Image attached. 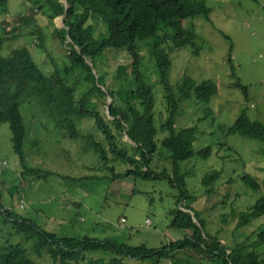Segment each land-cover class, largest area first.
Wrapping results in <instances>:
<instances>
[{
  "label": "rangeland",
  "instance_id": "rangeland-1",
  "mask_svg": "<svg viewBox=\"0 0 264 264\" xmlns=\"http://www.w3.org/2000/svg\"><path fill=\"white\" fill-rule=\"evenodd\" d=\"M204 1L211 10L210 22L207 24L200 18L190 21L198 34V53L193 55L189 48L172 51L169 54L172 61L169 81L175 85L183 76H188L198 83L212 80L216 85L217 94L209 104H199L191 98L180 105L175 130L197 124L194 152L211 146L213 153L227 159H233V155L242 158V161L230 162L220 161L212 155L208 160L194 157L181 164L182 171L189 173L183 181L187 193L194 197L191 206L200 212L206 231L230 247L252 232L264 229L263 214L231 237L236 223V219L231 217V209L236 213L243 212L264 196L263 188L257 192L246 189L238 182L236 175L246 173L259 183L264 181V149L258 141L238 135L226 137L225 134L243 109L250 120L264 125V0ZM17 14L33 17L36 25H20ZM88 23L94 27L95 35L103 33L104 29L106 32L102 21L90 20ZM54 27L62 28L63 18H55L50 23L33 0H8V14L0 15V28L5 32L7 50L27 47L33 61L45 75L61 70L67 63L58 42L53 39ZM36 29L43 32L40 33L43 35L42 44L38 41L36 32L39 31ZM3 53L0 51V55H5ZM141 55L145 56V64L152 72V64L143 45ZM229 56L234 75L227 61ZM96 63L105 80L104 90H119L120 84L115 78L117 68L126 67L127 74L130 70L131 59L126 51L104 52ZM236 80L247 87V98L234 87ZM151 83L155 90L154 117L157 128L160 123L157 114L162 119L166 116L165 99L152 73ZM108 102V98H105V107L101 102L99 109L106 112ZM206 108L210 110L207 118ZM20 113L27 129L22 158L13 150L8 125L0 124V194L4 207L57 237H88L97 241L107 239L154 249L190 234L189 231L169 226V212L175 207L178 187L169 185L163 179H113V174H120L127 167L110 163L107 167L112 166L113 171L104 169L90 150L83 151L82 141L62 137V133L38 107L23 104ZM80 130L83 134L99 135L93 123L87 120L81 122ZM160 135L163 137L164 134ZM117 143V147L130 150L127 145L129 141L124 135H117ZM230 146L236 153L227 152ZM105 148L108 150L107 146ZM29 168L34 169L33 173L30 172L32 175L24 173V169ZM150 168L154 172L164 169L168 175L171 174L163 156L154 159ZM213 169L223 172V176L214 186V192L208 194L201 185V178ZM230 177L236 178L232 185L227 183ZM79 178L90 179L77 182ZM225 194L226 204L221 205L219 201ZM21 202L23 208L19 206ZM222 216L227 217L225 223L221 222ZM191 218L200 227L194 214ZM121 219L124 223L120 222ZM6 240L7 243H21L35 264H55L45 252L39 256L33 253L32 240H26L23 234L11 231L9 225L0 223V245ZM112 257L103 252H85L79 264L97 258L108 261ZM179 257L188 258L194 264L203 262L202 256L191 250L181 252ZM122 261L124 264L153 263L126 258ZM160 264L172 262L163 260Z\"/></svg>",
  "mask_w": 264,
  "mask_h": 264
},
{
  "label": "trees",
  "instance_id": "trees-1",
  "mask_svg": "<svg viewBox=\"0 0 264 264\" xmlns=\"http://www.w3.org/2000/svg\"><path fill=\"white\" fill-rule=\"evenodd\" d=\"M64 1L33 0L37 9L50 23L55 18H63V27H54L53 30V39L58 42L67 60L61 70L45 75L33 61L27 47L7 50L5 32L0 28V51L5 54L0 55V124L8 125L13 150L22 158L27 129L23 124L20 106L34 105L54 123L62 137L82 141L83 151L90 150L104 169L113 171L112 166L107 167L110 163L127 167L122 173L113 174V179H163L169 185L178 187L179 195L175 200V207L169 212V226L172 229L189 231L190 234L154 249L144 245L129 246L107 239L97 241L88 237H57L42 230L33 221L4 207L1 204V194L0 223L9 225L11 231L23 234L26 240H32L33 253L39 256L45 252L55 264H79L83 261L85 252H103L113 256L108 261L103 258L90 259L86 264H124L123 258L133 261L148 260L153 262L152 264H160L163 260L171 261L172 264H194L188 258L179 257L181 252L187 250L199 253L202 256V264H264V229L252 232L230 247L225 246L217 236L206 231L200 212L191 206L194 197L185 190L183 180L189 173L182 171V163L194 157L208 160L212 155L217 156L220 161H242L238 155L227 159L216 152L213 153L211 146L194 152L197 124L175 130L176 118L183 102L194 98L199 104L205 105L217 94L216 85L212 80L198 83L188 76H183L175 85L169 81L172 66L169 54L172 51L189 48L193 55L198 53V34L190 21L200 18L207 24L210 22L211 10L205 1ZM30 10L32 11L31 7ZM7 14L8 0H0V15ZM17 16L20 25H36L34 18L27 14ZM90 20L102 21L106 32L104 29L103 33L95 35L94 27L88 23ZM36 30L39 31H35L38 41L42 44L43 32ZM31 34L33 35V32ZM224 37L228 39L227 36ZM142 45L152 64V72L145 64V56L141 55ZM122 50L126 51L131 59L129 75L126 67H118L115 78L120 84V89L116 91L111 88L105 91V80L96 62L104 52ZM88 61L92 66L88 65ZM227 61L234 75L230 56ZM151 73L156 77L165 99L166 116L162 119L157 114L160 120L157 128L154 117L155 90L151 83ZM234 87L247 98V87L239 80L234 82ZM105 98L110 99L106 104V112L99 109L101 102L105 107ZM205 111L207 118L210 110L206 108ZM83 120L92 122L99 135L83 134L80 130ZM118 134L127 138L129 144H126L130 150L117 147ZM160 134H164L163 137ZM225 134L226 137L238 135L258 141L264 149V125L250 120L245 109L226 129ZM219 149L223 154L221 147ZM226 150L236 153L231 146ZM161 156L168 162L170 175L164 169L154 172L150 168L153 160ZM30 172L33 173L34 169H24V173L32 175ZM222 176L223 172L215 169L204 173L201 185L206 193L214 192V186L221 181ZM236 177L246 189L256 192L260 188L264 189V181L259 183L246 173ZM84 179L90 178H79L77 182ZM235 180L233 177L228 178V185L234 184ZM226 197L227 194L219 204L225 205ZM183 210L194 214L200 227L193 222L191 213ZM263 214L264 196L243 212L236 213L231 209V217L236 219L231 237ZM226 219L227 217L222 216L221 222L225 223ZM7 242L6 240L0 245V264H35L29 259L27 250L21 243Z\"/></svg>",
  "mask_w": 264,
  "mask_h": 264
},
{
  "label": "built area",
  "instance_id": "built-area-1",
  "mask_svg": "<svg viewBox=\"0 0 264 264\" xmlns=\"http://www.w3.org/2000/svg\"><path fill=\"white\" fill-rule=\"evenodd\" d=\"M20 208H22L23 207V204H22V202L20 203ZM121 222H124V220L123 219H121Z\"/></svg>",
  "mask_w": 264,
  "mask_h": 264
},
{
  "label": "water",
  "instance_id": "water-1",
  "mask_svg": "<svg viewBox=\"0 0 264 264\" xmlns=\"http://www.w3.org/2000/svg\"><path fill=\"white\" fill-rule=\"evenodd\" d=\"M65 11H66V10H65ZM88 65H89V66H92V65H91V62L88 61ZM108 100H110V99L108 98ZM191 215H192V213H191Z\"/></svg>",
  "mask_w": 264,
  "mask_h": 264
},
{
  "label": "clouds",
  "instance_id": "clouds-1",
  "mask_svg": "<svg viewBox=\"0 0 264 264\" xmlns=\"http://www.w3.org/2000/svg\"><path fill=\"white\" fill-rule=\"evenodd\" d=\"M63 2H65V1H63ZM20 205V204H19ZM23 208V207H22ZM121 222V221H120ZM122 223H124V222H122Z\"/></svg>",
  "mask_w": 264,
  "mask_h": 264
}]
</instances>
